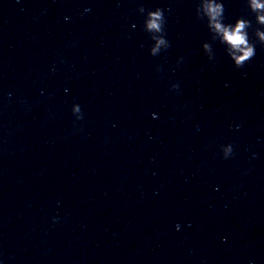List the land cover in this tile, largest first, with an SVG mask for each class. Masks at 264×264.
<instances>
[{
    "label": "clouds",
    "instance_id": "1",
    "mask_svg": "<svg viewBox=\"0 0 264 264\" xmlns=\"http://www.w3.org/2000/svg\"><path fill=\"white\" fill-rule=\"evenodd\" d=\"M250 10L256 15V22L264 26V0H248ZM86 11H89L86 9ZM139 11L143 13L145 9L141 6ZM197 15L207 18V26L209 30L219 36L221 41L225 43L228 56L234 62L235 67L242 68L249 60L255 56V45L248 38V28L251 22L247 19L239 18L235 24H225L224 21V6L223 3L217 0H201V4L197 9ZM165 18L163 10L157 8L154 11H149L144 21L145 31L151 33V39L154 41L150 48V54L156 56L162 49L169 47V42L165 39L164 33ZM259 42L264 45V30L257 29L255 32ZM214 36V38H215ZM204 52L209 54V59L213 56L211 46L208 43L203 44ZM179 84H173L172 89H178ZM73 114L77 119H82L83 115L78 104H74L72 108ZM222 154L225 159L233 154L231 144L222 147ZM179 228V225H177Z\"/></svg>",
    "mask_w": 264,
    "mask_h": 264
}]
</instances>
